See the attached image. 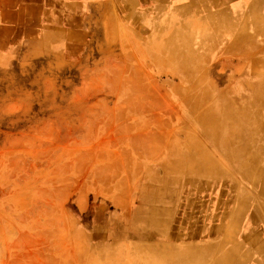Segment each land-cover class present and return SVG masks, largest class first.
Listing matches in <instances>:
<instances>
[{
    "label": "rangeland",
    "instance_id": "rangeland-1",
    "mask_svg": "<svg viewBox=\"0 0 264 264\" xmlns=\"http://www.w3.org/2000/svg\"><path fill=\"white\" fill-rule=\"evenodd\" d=\"M130 1L37 0L35 40L0 41L2 264L264 262V191L202 128L215 105L242 108L259 90L264 34L247 28L246 53L225 38L193 71L147 46L144 13L167 1ZM250 2L264 18V1ZM27 3L0 0V33ZM230 10L239 28L243 12ZM197 149L221 171L179 168Z\"/></svg>",
    "mask_w": 264,
    "mask_h": 264
},
{
    "label": "bare ground",
    "instance_id": "bare-ground-1",
    "mask_svg": "<svg viewBox=\"0 0 264 264\" xmlns=\"http://www.w3.org/2000/svg\"><path fill=\"white\" fill-rule=\"evenodd\" d=\"M166 1V7L147 10L146 17L144 13L143 20L151 28L153 34V38L147 43L152 52L150 54L155 57H164L172 63L177 62L193 71L198 70L208 52L225 38L229 46L241 48V51L246 53L247 44L256 42L254 37L247 36V28L255 27L257 33L264 34V18H259L255 13L257 5L254 2H250L247 8V0H237L236 3L223 0V2L230 3L227 9L224 3L217 4L215 7L208 6L206 1L212 0ZM186 1L189 3L188 6L181 4ZM176 4L180 5L173 7ZM230 9L243 12L239 15L241 21L239 28L234 22L233 13H229L233 12ZM190 26L196 27L193 33L189 29ZM196 44L201 46L195 48ZM201 50L205 53H201ZM259 79V90L251 97L248 104L246 99V104L242 108H236L233 101H230L224 104L222 111L218 109V105H215L213 112L216 120L206 127L203 125L202 128L214 140L216 149L222 157L228 162L235 163L238 173L242 174L245 180L248 179L264 191V165L254 170L257 161L254 146L264 147V123L261 121L264 118V76L260 75ZM255 105H257L256 109ZM212 115L208 112L207 118L199 116L197 120L201 124L203 121L204 124V121ZM190 145L194 146L196 143L190 141ZM195 154L197 157L184 154L183 156L186 157L177 163L179 168L208 174L221 171L220 164H215L214 159L212 161L203 150L197 149ZM257 213L258 211H254V214ZM147 261L155 264L152 259H147ZM158 261H155L156 264H196L197 255L165 253L158 258Z\"/></svg>",
    "mask_w": 264,
    "mask_h": 264
},
{
    "label": "crops",
    "instance_id": "crops-1",
    "mask_svg": "<svg viewBox=\"0 0 264 264\" xmlns=\"http://www.w3.org/2000/svg\"><path fill=\"white\" fill-rule=\"evenodd\" d=\"M38 1L40 2L42 0ZM47 1H49V4H51L52 0ZM39 8L40 7L39 5H37V0H28L25 9L22 12L16 11L13 13L14 16L10 17L12 18V20L9 23V26L7 25L6 27H4L3 32L0 33V41L17 42L20 40H35V36L38 33L39 18L41 16L37 15V12H39ZM51 10L52 7H48L46 11L50 12ZM43 16L47 15L43 14ZM0 18H3V16L0 15ZM16 27H18L19 29ZM2 260L3 258L0 259V264H2ZM3 262H5V260ZM257 264H264V262L260 261V263Z\"/></svg>",
    "mask_w": 264,
    "mask_h": 264
}]
</instances>
